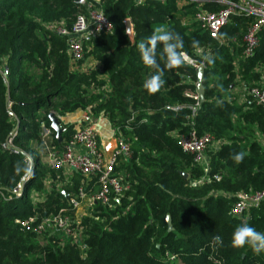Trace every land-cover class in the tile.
Segmentation results:
<instances>
[{
  "label": "trees",
  "instance_id": "trees-1",
  "mask_svg": "<svg viewBox=\"0 0 264 264\" xmlns=\"http://www.w3.org/2000/svg\"><path fill=\"white\" fill-rule=\"evenodd\" d=\"M75 1L0 0V264H264V250L257 254L247 243L232 245L238 226L247 224L264 233V201L244 220L229 214L237 194L264 190V109L231 98L240 83L247 90L260 80L264 29L255 54L245 59L247 20L242 17H234L223 30L227 46H220L192 20H180L188 15L186 9L196 10L193 5L179 7L178 0L140 5L134 0H102L111 31L86 43L82 58L73 62L66 38L46 25L63 22L71 32L83 11ZM125 20L132 25V40ZM157 30L167 32L168 39L153 47L148 39ZM141 42L145 51L151 49V66L142 61ZM197 50L211 56L204 59L203 101L195 112H175V106L196 104L192 95L197 94V70L180 55L201 61ZM175 58L181 63H174ZM157 75L163 83L152 92L145 83ZM77 110L93 123L104 118L130 144L132 154L119 170L128 189L113 202V209L97 205L79 222L84 250L62 232L37 236L16 224L34 214L60 212L75 220L68 199L87 184V192L97 191L95 178L85 181L77 174L62 185V170L42 158L41 123L49 126L50 113L62 117ZM9 112L20 121L19 127ZM192 127L198 136L220 142L210 154L207 181L199 185L193 183L203 178V171L176 142V136ZM72 133V126L65 127L60 144L52 133V146L60 149ZM11 139L18 154L5 148ZM238 153H243L240 162L234 159ZM27 156L33 159V175L17 197L13 191L29 169ZM32 193L43 195V201L33 203Z\"/></svg>",
  "mask_w": 264,
  "mask_h": 264
},
{
  "label": "built area",
  "instance_id": "built-area-1",
  "mask_svg": "<svg viewBox=\"0 0 264 264\" xmlns=\"http://www.w3.org/2000/svg\"><path fill=\"white\" fill-rule=\"evenodd\" d=\"M137 4H143L147 1H155L164 3L167 0H134ZM102 0H81L80 7L82 12L76 17L74 29L69 32L63 22L50 23L46 28L58 36L66 38L67 50L73 62L79 61L83 55V46L98 37L102 33L111 31V23L103 13ZM196 7V13L192 18L199 28L207 34L209 39L215 41L220 46H227V40L221 34L224 29L232 24L234 17H242L247 20L246 31L243 37V58H251L259 47V36L264 29V0H185L183 6ZM215 7V11H208L201 6ZM202 54L197 50L196 56ZM182 61L187 65L198 69L204 67V59L211 57L209 54L206 57L191 59L185 54L180 55ZM235 72H237V66ZM7 71H3L6 75ZM260 80L253 83L247 90L243 84H239L238 92H242V98L239 102H250L256 107L264 109V74L260 70ZM196 104L194 106H175L173 111L184 110L185 108L195 112L199 106L198 94L192 95ZM80 112L79 119L72 123L73 133L68 141H66L60 149H55L52 146L53 131L44 123L40 125V137L42 141V150L44 163L53 169L62 170L65 175V181L62 185L69 184V178L73 174L81 176L85 181L96 179L98 185L97 191L94 193L87 192L86 187H79L74 197L68 199L67 208L74 211L80 208L83 202H87L91 209H95L97 205L104 208L113 209V202L117 201L123 192L128 189V184L125 181L124 175L119 171L120 165L129 162L132 158L130 144L124 140L120 133L112 130L115 138V148L109 156H105L102 149V142L99 132L96 128L97 123H93L89 116L84 112L77 110L73 113L65 115L72 116ZM64 116L57 118L60 121V127H63L65 122ZM193 116V115H192ZM14 120V119H13ZM18 120V119H17ZM19 121V120H18ZM15 122V120H14ZM19 125L15 127H19ZM16 130L11 135L13 138L16 135ZM117 134V137H115ZM176 142L181 152L191 156L193 164L201 168L204 176L201 180L194 182L193 185H199L203 181H207L210 154L215 152L220 147V142L214 140L209 135L198 136L192 127L186 134L176 136ZM257 142L262 141V137L257 134ZM11 153L18 154L17 150L12 145V139L5 146ZM29 169L18 187L13 193L20 197L25 190L26 181L33 175L34 163L29 156L25 158ZM217 179V177H215ZM49 184V183H47ZM35 193L31 194L32 202ZM64 194V193H63ZM233 205L230 209V216L236 220H244L249 212L253 209H258L264 201V190L255 193H239L234 197ZM42 196H36L35 202H42ZM76 218V216H75ZM79 220H71L68 215L61 212L57 215H38L34 214L27 219L16 221V224L21 230L31 232L37 236L52 235L55 232H62L66 238L79 247L80 250L86 249V245L80 239V231L78 230ZM173 259V258H171ZM264 261V254H263Z\"/></svg>",
  "mask_w": 264,
  "mask_h": 264
},
{
  "label": "clouds",
  "instance_id": "clouds-1",
  "mask_svg": "<svg viewBox=\"0 0 264 264\" xmlns=\"http://www.w3.org/2000/svg\"><path fill=\"white\" fill-rule=\"evenodd\" d=\"M163 30H157L155 34H153L149 39L148 43L151 44L153 47L155 46L158 40H167L168 36ZM139 51L142 53V61L145 65L151 66L153 65L154 61L149 55L151 49L145 51L144 44L141 42L139 45ZM167 51L172 55L171 48L169 47ZM174 63L179 64L181 60L179 58H175ZM163 83L161 77L159 75L152 77L150 80L146 81L145 87H147L150 91L155 92ZM237 162L243 160V153H238L234 157ZM214 240L218 243H222L221 237L215 236ZM249 244L252 247V250L259 254L262 250H264V233H260L255 230V228L244 224L238 226L232 237V245L234 247H242L245 244Z\"/></svg>",
  "mask_w": 264,
  "mask_h": 264
},
{
  "label": "water",
  "instance_id": "water-1",
  "mask_svg": "<svg viewBox=\"0 0 264 264\" xmlns=\"http://www.w3.org/2000/svg\"><path fill=\"white\" fill-rule=\"evenodd\" d=\"M81 2V0H76L75 3L77 5H79ZM125 24V29H126V34L128 36V38L130 40L133 39V30H132V25L130 23L129 20H125L124 22ZM203 75H204V67L200 66L197 69V84H196V89H197V94L199 96L200 102L203 101V92H204V87H203ZM8 86L6 85V88ZM8 96H9V91L7 88V101H8ZM10 116L15 120V124L16 126L19 125V121L17 120V118L14 116V114L12 112H9ZM48 120H49V127L50 129L53 131V133L55 134V139L58 142V144L61 143V135L62 133L65 131V128L60 127V121L57 117H55L52 113H50L48 115ZM14 133V131L10 134L12 135ZM180 175L183 178H187V175L185 173H180ZM165 222L167 224V229L168 231H172V226H171V222H170V218L166 217Z\"/></svg>",
  "mask_w": 264,
  "mask_h": 264
},
{
  "label": "rangeland",
  "instance_id": "rangeland-1",
  "mask_svg": "<svg viewBox=\"0 0 264 264\" xmlns=\"http://www.w3.org/2000/svg\"><path fill=\"white\" fill-rule=\"evenodd\" d=\"M184 1L185 0H178L177 1V5L179 7L180 6H183ZM186 11H187L188 15H186L184 17H179V18H180V20H186V21H189L190 22V20H192V18L194 17V15L196 13V10L191 8V9H186ZM198 55H199L200 58H203V57H206L207 53L198 54ZM260 70L264 74V65H261L260 66ZM231 98L235 99L236 100V103L238 104V100H240L242 98V95H240V93L238 92V88H235L234 87L233 92H232V95H231ZM63 126L64 127L72 126V123H70L69 121H65L63 123ZM43 160H44V158H43ZM135 164H136L137 167L141 168L140 165L137 162H135ZM122 170L123 169L121 168V171ZM34 195H35V197H33V199H34L33 203L35 202L37 193H35ZM93 211H94V209H91V207L89 206V204L85 201V202H83L81 204L80 208L75 212L76 219H78L79 221H81L84 218H88L92 214Z\"/></svg>",
  "mask_w": 264,
  "mask_h": 264
},
{
  "label": "crops",
  "instance_id": "crops-1",
  "mask_svg": "<svg viewBox=\"0 0 264 264\" xmlns=\"http://www.w3.org/2000/svg\"><path fill=\"white\" fill-rule=\"evenodd\" d=\"M92 65H94V63H91L87 66H92ZM80 115H81L80 112H77L72 116L65 115L64 120L73 122L74 119L75 120L79 119ZM96 128L101 138L103 153L105 156H109L112 153L113 149L115 148V138L112 133V129L110 128L108 122L104 120V118H100L97 121Z\"/></svg>",
  "mask_w": 264,
  "mask_h": 264
}]
</instances>
